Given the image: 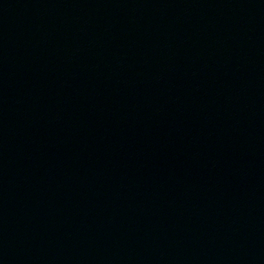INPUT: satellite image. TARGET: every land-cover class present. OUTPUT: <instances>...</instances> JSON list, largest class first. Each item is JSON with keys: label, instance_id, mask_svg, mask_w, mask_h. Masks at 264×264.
Listing matches in <instances>:
<instances>
[{"label": "water", "instance_id": "95a60500", "mask_svg": "<svg viewBox=\"0 0 264 264\" xmlns=\"http://www.w3.org/2000/svg\"><path fill=\"white\" fill-rule=\"evenodd\" d=\"M0 264H264V154L121 49L0 0Z\"/></svg>", "mask_w": 264, "mask_h": 264}]
</instances>
